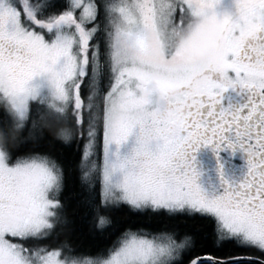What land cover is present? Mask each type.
Segmentation results:
<instances>
[{"label":"snow or ice","instance_id":"1","mask_svg":"<svg viewBox=\"0 0 264 264\" xmlns=\"http://www.w3.org/2000/svg\"><path fill=\"white\" fill-rule=\"evenodd\" d=\"M221 4L0 0V264H264V0ZM229 89L244 103L221 105ZM57 141L108 241L95 251L67 239L66 164L44 150ZM201 146L244 160L231 181L218 163L217 195L196 183ZM178 213L259 255L198 253L168 231Z\"/></svg>","mask_w":264,"mask_h":264},{"label":"trees","instance_id":"2","mask_svg":"<svg viewBox=\"0 0 264 264\" xmlns=\"http://www.w3.org/2000/svg\"><path fill=\"white\" fill-rule=\"evenodd\" d=\"M74 148L75 145H73ZM44 150H50L54 156L66 164V180L63 196L67 198V212L71 221L67 239L75 247L85 251H95L97 247L108 243V241L103 240L99 236V230L94 228L90 223L91 217L84 215L85 210L79 203L81 172L78 157L74 159L72 149L62 145L60 141H57L50 147L45 145ZM127 211V208L116 210L113 213V217L115 219H123V214ZM129 214L133 216L137 215L134 213ZM138 215L140 221L144 223H151L155 227L161 225V218L153 213L145 212ZM167 228L168 231L174 232L177 238L182 236L191 237L197 244L196 251L201 254L208 252L217 256H223L227 252L233 254H246L250 252L239 250L229 243L218 246L214 240L212 224L209 219L204 217L176 214L174 218L167 221ZM61 239H65V236H61Z\"/></svg>","mask_w":264,"mask_h":264},{"label":"flooded vegetation","instance_id":"3","mask_svg":"<svg viewBox=\"0 0 264 264\" xmlns=\"http://www.w3.org/2000/svg\"><path fill=\"white\" fill-rule=\"evenodd\" d=\"M57 4H63L64 0H55ZM232 10L231 0H224L220 6L217 7V11L219 12L221 8H226ZM246 97L243 93L237 95L236 91L229 89L222 94L221 105L228 106L229 103L233 105H237L240 103H244ZM195 157L194 164L197 172L199 173L196 177V183L201 187L205 195H217L222 191L220 184V176L217 173L218 163L220 166V172L223 177L228 180H235L238 178L242 171H244V160L241 158V154L239 152L229 153V151L224 150L220 151L218 155H214L211 151L210 147L201 146L197 149L196 152L193 153ZM181 215L187 216H198L209 219L212 224L213 233H214V221L208 217L202 216L200 214H187V213H178ZM177 238V237H176ZM184 236L178 237L177 240L183 239ZM215 240V238H214ZM216 241V240H215ZM229 243L233 245L235 248L242 251H250L251 253L257 254L254 249H245L241 247H237L234 242L228 241L221 243Z\"/></svg>","mask_w":264,"mask_h":264},{"label":"rangeland","instance_id":"4","mask_svg":"<svg viewBox=\"0 0 264 264\" xmlns=\"http://www.w3.org/2000/svg\"><path fill=\"white\" fill-rule=\"evenodd\" d=\"M222 2H224V0H222ZM223 10H229V11H231V9H228V7H226V8H221V9H220V11H223Z\"/></svg>","mask_w":264,"mask_h":264},{"label":"clouds","instance_id":"5","mask_svg":"<svg viewBox=\"0 0 264 264\" xmlns=\"http://www.w3.org/2000/svg\"><path fill=\"white\" fill-rule=\"evenodd\" d=\"M62 138V137H61ZM3 145L2 144H0V147H2Z\"/></svg>","mask_w":264,"mask_h":264}]
</instances>
